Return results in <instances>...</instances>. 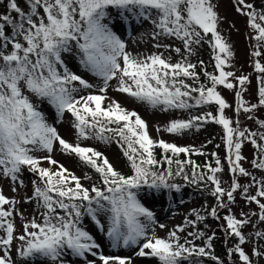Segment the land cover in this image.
<instances>
[{
	"label": "rangeland",
	"instance_id": "374dc122",
	"mask_svg": "<svg viewBox=\"0 0 264 264\" xmlns=\"http://www.w3.org/2000/svg\"><path fill=\"white\" fill-rule=\"evenodd\" d=\"M37 1L19 48L5 53L17 61L7 72L17 100L0 117V208L11 224L1 232L0 261L240 264L236 256H245L264 264V43L254 33L264 26V0ZM16 7L30 14L27 1ZM5 12L0 6V19ZM87 20L94 28L84 42L76 31ZM19 57H42L39 69L17 68ZM50 67L54 89L68 83L57 101L42 87ZM204 73L212 75L201 80L207 90L188 110L180 81ZM103 107L150 159L170 151L203 172L175 182L133 166L110 130L90 119ZM30 111L35 145L34 129L18 127L26 129ZM92 157L128 184L109 183ZM188 185L202 193L189 195ZM198 204L203 234L180 227Z\"/></svg>",
	"mask_w": 264,
	"mask_h": 264
},
{
	"label": "trees",
	"instance_id": "16d2710c",
	"mask_svg": "<svg viewBox=\"0 0 264 264\" xmlns=\"http://www.w3.org/2000/svg\"><path fill=\"white\" fill-rule=\"evenodd\" d=\"M19 0H1L0 6H4L6 9V12L0 19V55L4 54V51L6 52V48H12L13 47V53L19 48L18 41L21 36L24 34V25L27 24V21H31V18L36 14V12L39 11V2L37 0H25L30 5V14H24L20 11H18L16 7V3ZM33 13V14H32ZM88 31L91 29V26L87 28ZM261 33L260 40L264 41V29L260 32H256V34ZM18 62H22V65L25 67H32L33 61H28L25 57L18 58ZM8 65L14 67V63L8 59L4 61H0V114H6V101L4 100V97L1 95V90L3 87V80H5V71L8 68ZM204 77H211V75H202L201 78ZM262 78V77H261ZM261 80V79H260ZM205 83L200 82H194L192 84H185L182 83V86L178 89V91L181 93L182 96L185 97L186 105L189 108H192L191 105H188V102L196 101L201 94H204L203 92L206 91ZM260 89V95L261 100L264 102V83H261V86L259 85ZM261 104H264V103ZM105 111L106 108H101L100 112L98 114H95L93 116H90V119L94 121H103L108 123L109 120L106 118L104 113L102 111ZM103 113V114H102ZM104 116V117H103ZM89 119V120H90ZM112 128V134L115 138V141L120 145L124 155L130 160V162L135 167L139 168H145L148 172L153 173H159L161 175L171 177L172 179L170 181H179L182 178H186L191 176L192 173L196 172L195 169L190 166V164L186 163L185 161L181 160L180 158L174 156L171 154L170 151H163L162 154L166 157L154 161L153 159H150L147 154H144L142 152H139L136 147L133 145L132 140L128 139V136L124 134V129L117 131L116 127ZM169 156V157H168ZM158 159V158H157ZM102 170V175H106V171L100 167ZM184 169V170H183ZM111 175V174H110ZM186 176V177H185ZM118 181V180H115ZM149 181V180H148ZM146 181V182H148ZM99 186L106 187L108 186L104 180V178H101L98 183ZM98 187V186H96ZM96 190V189H95ZM100 189H97L96 191H99ZM191 196H197L200 191L192 192V189L190 190ZM202 193V192H201ZM199 199V198H197ZM202 205L199 204L197 207L194 208V212L192 214L193 220L190 221V226L192 230H196L199 233L205 232V221H206V215L204 214L201 216H196L198 212L202 213ZM197 259L201 260H210L209 258H202V257H196ZM236 259H239L240 264H252L251 261H249L245 256L244 257H237Z\"/></svg>",
	"mask_w": 264,
	"mask_h": 264
}]
</instances>
